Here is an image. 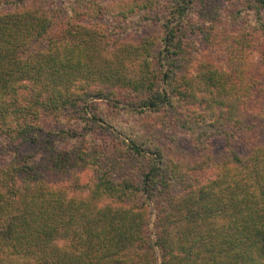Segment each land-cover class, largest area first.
I'll use <instances>...</instances> for the list:
<instances>
[{
  "label": "trees",
  "instance_id": "obj_1",
  "mask_svg": "<svg viewBox=\"0 0 264 264\" xmlns=\"http://www.w3.org/2000/svg\"><path fill=\"white\" fill-rule=\"evenodd\" d=\"M166 1L0 0V150L40 151L0 152V264H264V42H250L264 0H243L258 26L232 31L226 67L189 38L191 11L219 0ZM130 17L150 29L114 39ZM101 98L159 116L146 137L175 122L187 158L158 138L100 144L61 127L93 123ZM82 167L95 171L85 197Z\"/></svg>",
  "mask_w": 264,
  "mask_h": 264
},
{
  "label": "rangeland",
  "instance_id": "obj_2",
  "mask_svg": "<svg viewBox=\"0 0 264 264\" xmlns=\"http://www.w3.org/2000/svg\"><path fill=\"white\" fill-rule=\"evenodd\" d=\"M55 1L58 5L60 2H63L65 0ZM158 1L163 2V4H166L167 2L166 0ZM1 3L3 2L1 1ZM217 10V14H207L204 11L192 10L189 14V18L193 23H196L197 26L194 27V29L196 28L195 34H193L189 38L193 42L198 43L201 48H204L203 55L206 56L214 65L226 67L228 58V47L225 44L228 42V39L234 37L235 32L232 33V31L236 30V28L244 30H253L255 29L254 27H257L258 25L254 23L255 16L252 10L247 8V5L243 0H219ZM115 12L116 10H114V13ZM187 13L188 7L185 11L184 16H186ZM114 16L116 15L114 14ZM111 18L113 17L108 16L107 14H102L100 20L105 22L107 25L111 26ZM116 18L118 17L116 16ZM218 20H220L219 23ZM217 24L225 25V27L222 29H225V33L228 34V36L225 37L224 33L220 37L213 38V34L211 33V37L208 40V36L206 34H208V32H212L211 29H215V26ZM138 26H140V30L135 31L138 30ZM149 29L150 26L147 27L144 21H142L141 23L140 21L136 22L134 17H130L125 23H121L120 21L114 20V29L110 31L113 32V36L115 39V36L121 32H127L136 36V33L139 34L142 32V30L148 31ZM261 33L262 29L256 28L254 30V34L252 36L253 39L250 41L253 42L252 46H254L256 42H264V39L261 37ZM254 58L257 59V56L254 55ZM258 93L264 96V86L257 90L256 94H254L255 99H260L258 98L259 96H257ZM91 98L92 97L89 98L88 103L92 101ZM96 101L97 103H99L98 113L94 115L92 110H89L87 113V117L90 118L93 123L85 120H78V117L74 116L75 114H73V116H71L69 119H66L64 115H60L58 118L59 121L61 122V120H63V123H61V127L68 129L70 133L74 130H77V133H79L82 137L97 141L100 144H103L105 140H112L114 142H116L117 140H124L125 142H130L132 140L136 142L141 140H147L146 143L142 145L145 146L146 144L153 142L154 138H158L162 142H166V144L170 146L173 152H184L185 155L181 153L177 155L184 156V158H187L186 152H188V150L191 148L192 136L179 125L175 124V122H167L165 124L166 127H162L158 130V132L155 131L154 134L149 135V137H146L148 135L147 130L149 128H152L153 124L155 125L156 123L161 122L159 116H156L155 114H148L147 117L142 119L141 116H138L135 113L131 114L130 112L125 111V108L128 109L130 107L124 104L123 102L116 101L112 98H101L97 99ZM105 102L115 104L117 106V109H115L113 105ZM103 107H105L106 109L104 110ZM110 118L113 120V122ZM161 124L162 122L160 123V125ZM216 137L217 139L215 140V144H217L219 148L222 144V139L220 138V136ZM2 145L4 147L2 148L4 152L1 150L0 152L3 153H9L6 150H12L11 152L20 150L26 153L40 152L38 151V149H31V147L27 144H23L21 146L20 144H16L17 146H8V144L6 143ZM79 171L80 173H77L79 180V189L76 195L85 197L90 194L89 184L93 183L92 180L94 179L95 171L92 167H82ZM59 177H61V179H59ZM49 178L53 182L56 180H61L63 182L64 180L63 175L60 174H53L49 176ZM153 217L154 216L152 215L151 221L153 220ZM157 259L159 260L158 254Z\"/></svg>",
  "mask_w": 264,
  "mask_h": 264
}]
</instances>
